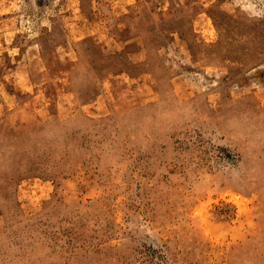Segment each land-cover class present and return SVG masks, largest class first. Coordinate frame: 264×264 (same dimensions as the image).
Wrapping results in <instances>:
<instances>
[{
  "label": "rangeland",
  "instance_id": "rangeland-1",
  "mask_svg": "<svg viewBox=\"0 0 264 264\" xmlns=\"http://www.w3.org/2000/svg\"><path fill=\"white\" fill-rule=\"evenodd\" d=\"M0 264H264V0H0Z\"/></svg>",
  "mask_w": 264,
  "mask_h": 264
}]
</instances>
